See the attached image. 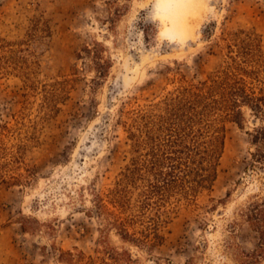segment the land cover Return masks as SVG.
<instances>
[{
    "label": "rangeland",
    "instance_id": "rangeland-1",
    "mask_svg": "<svg viewBox=\"0 0 264 264\" xmlns=\"http://www.w3.org/2000/svg\"><path fill=\"white\" fill-rule=\"evenodd\" d=\"M38 17L53 36L36 52L37 79H70V95L50 116L41 90L26 98L23 79H0V121L15 131L11 143L27 144L23 161L34 173L0 190V264H61L60 250L97 257L105 241L136 264H242L258 243L242 216L261 186L248 171L252 121L227 125L213 189L197 207H177L150 250L106 231L92 190L111 187L127 165L133 111L224 66V32L253 31L264 50V0H0V35L20 41ZM96 43L110 62L106 78L85 54Z\"/></svg>",
    "mask_w": 264,
    "mask_h": 264
},
{
    "label": "trees",
    "instance_id": "trees-1",
    "mask_svg": "<svg viewBox=\"0 0 264 264\" xmlns=\"http://www.w3.org/2000/svg\"><path fill=\"white\" fill-rule=\"evenodd\" d=\"M53 36L48 20L34 18L24 39L11 41L0 35V79L14 76L24 81L25 97L43 93L49 115L69 98L70 79L52 84L37 79L36 52ZM227 60L205 81L183 85L158 102L133 111L129 125L131 154L115 183L92 190L96 215L122 243L150 250L164 240L162 230L180 205L197 207L204 191H211L218 178L229 123L245 129L252 149L248 171L257 173L261 184L242 211L258 243L253 253L243 252L242 264L264 258V50L253 31L224 32ZM100 77L110 62L103 46L86 47ZM41 86L42 88H40ZM15 131L0 121V190L29 184L33 170L25 167L27 144L11 143ZM19 138V137H18ZM26 219L23 230H32ZM3 224L0 221V229ZM99 256L82 251H58L61 264H136L125 249L104 243Z\"/></svg>",
    "mask_w": 264,
    "mask_h": 264
}]
</instances>
